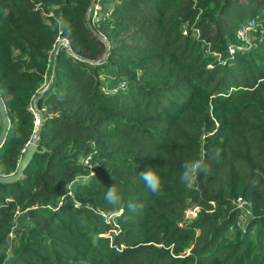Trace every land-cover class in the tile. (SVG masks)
<instances>
[{
    "label": "trees",
    "instance_id": "obj_1",
    "mask_svg": "<svg viewBox=\"0 0 264 264\" xmlns=\"http://www.w3.org/2000/svg\"><path fill=\"white\" fill-rule=\"evenodd\" d=\"M248 19L252 44L230 52ZM0 96L4 174L35 133L36 98L45 147L0 182V264H264V0H0ZM201 157L210 172L188 188L182 165Z\"/></svg>",
    "mask_w": 264,
    "mask_h": 264
},
{
    "label": "clouds",
    "instance_id": "obj_2",
    "mask_svg": "<svg viewBox=\"0 0 264 264\" xmlns=\"http://www.w3.org/2000/svg\"><path fill=\"white\" fill-rule=\"evenodd\" d=\"M217 155H219V153H217ZM209 172L210 168L205 163L203 157L199 159L193 158L191 160H186L183 163L179 179L182 184L191 188L202 174H208ZM3 174V170L0 169V175ZM139 179L143 181L146 189L154 196L161 193L162 180L157 172L154 171V168H149L145 171L139 172ZM121 199L122 197L115 186L109 187L104 194L105 202L113 208L118 209L120 207ZM126 207L129 211L135 213L141 211L144 205L141 202L130 200Z\"/></svg>",
    "mask_w": 264,
    "mask_h": 264
},
{
    "label": "water",
    "instance_id": "obj_3",
    "mask_svg": "<svg viewBox=\"0 0 264 264\" xmlns=\"http://www.w3.org/2000/svg\"><path fill=\"white\" fill-rule=\"evenodd\" d=\"M61 44L67 45V40L65 38L58 39L55 43V48L58 49V47ZM56 52H57V50H56ZM56 52H55V54H56ZM54 62H55V56L53 58V65H54ZM48 85H49V82L46 84V86H48ZM37 101H38V99L36 98L33 102V105H34L33 107H34V110L36 111L37 117H38V123H37V126L35 128V133L31 137V139L27 142L23 156L18 161L16 171L8 173V174L0 175V182H2V183H8V182H12V181L20 179L21 176L23 175V172L26 169L28 163L32 159L33 154L35 152L45 151V147L39 148V146H38L39 130H40V125H41L42 120H43V112L38 108ZM0 116H1V130H0V145H1V143L4 139V136H5V133L7 131V128L9 126V118H8L6 108H5V105H4V102H3L1 96H0Z\"/></svg>",
    "mask_w": 264,
    "mask_h": 264
},
{
    "label": "built area",
    "instance_id": "obj_4",
    "mask_svg": "<svg viewBox=\"0 0 264 264\" xmlns=\"http://www.w3.org/2000/svg\"><path fill=\"white\" fill-rule=\"evenodd\" d=\"M255 28V23L253 20H246L244 21L240 27L237 29L235 35L237 42L228 45V50L232 52L237 47H248L252 44V30ZM183 33L186 32V26H183ZM198 32H195V34ZM54 51V49H53ZM30 109L35 112V123H38L37 113L34 110V107L30 105ZM233 203L236 207L237 211V218H236V225L243 226L244 223L242 222L245 219H249L250 216V203L247 199L242 196H238L233 200ZM199 210L198 205H189L184 211V217L190 218L196 215V212ZM182 225V222L180 223Z\"/></svg>",
    "mask_w": 264,
    "mask_h": 264
},
{
    "label": "rangeland",
    "instance_id": "obj_5",
    "mask_svg": "<svg viewBox=\"0 0 264 264\" xmlns=\"http://www.w3.org/2000/svg\"><path fill=\"white\" fill-rule=\"evenodd\" d=\"M227 15L228 16H231V15H233V10L232 9H230L228 12H227ZM55 46V45H54ZM209 45H207L206 46V48H207V50L209 49ZM53 49H54V51H53V53H52V55L54 54V52L56 51V48L55 47H53ZM105 77V78H104ZM104 77H103V83H104V85L105 86H107V87H121L122 85L115 79V77H114V74L112 73V72H110V71H108V70H104ZM46 86V85H45ZM106 88V87H105ZM237 166H239V165H237ZM247 221H248V219H245V220H243L242 222L244 223V224H246L247 223ZM244 226V225H243ZM243 226H240V227H242L243 228Z\"/></svg>",
    "mask_w": 264,
    "mask_h": 264
}]
</instances>
